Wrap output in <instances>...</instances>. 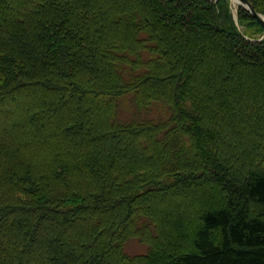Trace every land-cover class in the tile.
<instances>
[{"label": "trees", "instance_id": "obj_1", "mask_svg": "<svg viewBox=\"0 0 264 264\" xmlns=\"http://www.w3.org/2000/svg\"><path fill=\"white\" fill-rule=\"evenodd\" d=\"M225 1L0 0V264H264V38Z\"/></svg>", "mask_w": 264, "mask_h": 264}, {"label": "rangeland", "instance_id": "obj_2", "mask_svg": "<svg viewBox=\"0 0 264 264\" xmlns=\"http://www.w3.org/2000/svg\"><path fill=\"white\" fill-rule=\"evenodd\" d=\"M111 3L108 2V6ZM225 9H227L228 13L232 17L234 23L236 24L238 30L240 33L245 34L247 37L252 38L256 41H261L264 38V34L261 32L259 25L250 17H248L244 11L241 9V6L239 3L233 1V0H227L224 2ZM261 4L264 5V0H261ZM107 6V5H106ZM264 32V31H263ZM144 55V54H143ZM147 57V55H145ZM135 106L130 100L129 96L122 97L117 104L116 110H115V118L116 120L120 121H131L132 119H137V115H141V118H149V119H159L166 117L168 113H166V109L161 105H154L145 112H141L140 114H137L136 109H134ZM263 146L262 151H264V141L258 140ZM256 145H250V150L253 151ZM256 151V150H254ZM217 182H221L222 179L220 176H218L215 179ZM146 223H149L148 219L145 217H138L135 221V226L137 228H140L143 225H146ZM150 229H152L150 223L148 224ZM139 236H141L138 233H135V235L129 236L124 244H123V251L126 255L129 257H134L137 254L144 253L146 251V242H144Z\"/></svg>", "mask_w": 264, "mask_h": 264}, {"label": "water", "instance_id": "obj_3", "mask_svg": "<svg viewBox=\"0 0 264 264\" xmlns=\"http://www.w3.org/2000/svg\"><path fill=\"white\" fill-rule=\"evenodd\" d=\"M237 3H239L240 5H243L244 7H246L251 15L260 23V25L263 27V31H264V15L258 13L252 6V4L248 1V0H233Z\"/></svg>", "mask_w": 264, "mask_h": 264}]
</instances>
